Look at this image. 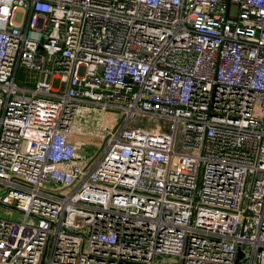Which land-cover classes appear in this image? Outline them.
<instances>
[{
  "label": "built area",
  "instance_id": "built-area-1",
  "mask_svg": "<svg viewBox=\"0 0 264 264\" xmlns=\"http://www.w3.org/2000/svg\"><path fill=\"white\" fill-rule=\"evenodd\" d=\"M0 184V264H264V0H0Z\"/></svg>",
  "mask_w": 264,
  "mask_h": 264
},
{
  "label": "rangeland",
  "instance_id": "rangeland-1",
  "mask_svg": "<svg viewBox=\"0 0 264 264\" xmlns=\"http://www.w3.org/2000/svg\"><path fill=\"white\" fill-rule=\"evenodd\" d=\"M15 20L16 22H19L21 20V14H17ZM25 79H26V75L23 72H21L18 75V81H25ZM52 87L53 88L60 87L58 80L54 79L52 81ZM107 111L111 113L109 117L112 119L116 118L118 113L120 114V110L116 108H107ZM107 111H103L99 106H93V105L89 106V108L86 111L76 115L75 119L78 121L79 124L76 125L75 129L78 132L84 134L105 137L106 132L102 128V119ZM137 118L138 117H136L135 120H137ZM114 124L115 122L112 123V125ZM143 124L144 127H149V128L153 127V123H147L146 119H144ZM99 149L100 146H97L96 144H86L85 146H83L82 147L83 151L81 153L83 155L82 156L83 160H87V161L91 160L93 157L96 156ZM249 183H250V179H248L246 188H248ZM3 187L4 186L0 184V192L2 191ZM4 216H9L10 218L19 220L21 215L15 211L6 209L4 206L0 205V217H4Z\"/></svg>",
  "mask_w": 264,
  "mask_h": 264
},
{
  "label": "water",
  "instance_id": "water-1",
  "mask_svg": "<svg viewBox=\"0 0 264 264\" xmlns=\"http://www.w3.org/2000/svg\"><path fill=\"white\" fill-rule=\"evenodd\" d=\"M3 194H4V192H1L0 196ZM240 257H241V252H240V250H238L236 261H238L240 259Z\"/></svg>",
  "mask_w": 264,
  "mask_h": 264
}]
</instances>
